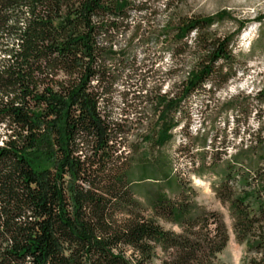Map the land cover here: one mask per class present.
<instances>
[{
  "label": "trees",
  "instance_id": "trees-1",
  "mask_svg": "<svg viewBox=\"0 0 264 264\" xmlns=\"http://www.w3.org/2000/svg\"><path fill=\"white\" fill-rule=\"evenodd\" d=\"M152 16L149 0H0V264H213L225 248L218 214L168 198L182 192L160 151L186 102L234 77L231 46L246 22L221 37L210 28L227 14L168 18L158 31ZM154 38L180 47L171 58L187 56L188 71L177 92L149 100L152 120L115 116L116 88L132 82L139 93L148 78L131 42ZM256 99L264 102V83ZM140 186L149 217L135 198ZM214 193L229 205L249 264H264V165L230 170Z\"/></svg>",
  "mask_w": 264,
  "mask_h": 264
},
{
  "label": "rangeland",
  "instance_id": "rangeland-1",
  "mask_svg": "<svg viewBox=\"0 0 264 264\" xmlns=\"http://www.w3.org/2000/svg\"><path fill=\"white\" fill-rule=\"evenodd\" d=\"M149 7L153 11L154 26L151 31H158L168 18L176 21L227 14L228 20L210 28L211 33L222 37L235 32V22H246L231 46L235 60L232 66L234 77L220 90H214L213 85L212 88L205 86L186 102L183 106L186 117L183 113L176 114L181 125L172 132L171 141L160 152L169 160L182 192L180 195L168 194V198L198 211L216 213L226 227V246L213 264H249L254 256L246 251L244 244L235 240L229 205L216 197L214 189L230 170L264 165V102L259 103L256 99V93L264 83V0H149ZM129 36L130 33H127L119 37V45L124 46ZM192 37L190 35L186 41L190 47L193 46ZM130 49L142 66V74L148 78L139 93V85L131 87L132 82H129L131 86L126 88L130 96L124 104L120 94L127 89L125 86L116 88L112 95L115 104L112 112L115 116L125 114L129 119L147 117L152 120L149 100L157 93L177 92L188 71L189 60L187 56L180 55L173 61L172 49L179 53L183 51L162 38L135 39ZM133 97L142 102L139 109L134 110L138 102L132 101ZM229 106L232 107L229 109ZM145 127L144 122L142 127H137V133L141 134L138 131ZM136 136L132 133L128 142L136 141ZM246 149H249L247 154L239 155L241 150ZM141 150L147 155L148 150L149 154L153 153L146 145H141ZM233 158L240 161V165H235ZM233 187L236 192L237 186ZM134 193L145 209V216H151L146 187H137ZM156 222L165 231L180 233L177 225L161 219ZM158 258H161L160 253ZM153 264L161 262L156 259Z\"/></svg>",
  "mask_w": 264,
  "mask_h": 264
}]
</instances>
